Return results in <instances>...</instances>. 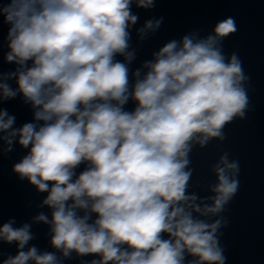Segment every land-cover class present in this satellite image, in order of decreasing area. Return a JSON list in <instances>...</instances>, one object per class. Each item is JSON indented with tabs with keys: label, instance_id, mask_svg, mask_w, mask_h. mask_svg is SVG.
<instances>
[{
	"label": "clouds",
	"instance_id": "1",
	"mask_svg": "<svg viewBox=\"0 0 264 264\" xmlns=\"http://www.w3.org/2000/svg\"><path fill=\"white\" fill-rule=\"evenodd\" d=\"M132 2L0 0L9 25L5 59L19 66L0 78V99L22 94L35 121L13 129L15 117L0 110L6 150L17 136L22 147L31 145L14 171L48 193L43 205L51 219L40 213L33 222L50 225L51 245L63 258L75 252L101 257L91 264H225L217 233L227 222L199 217L225 211L240 187L239 161L225 152L213 165L214 196L189 187L195 144L226 139L225 126L245 118L249 105L242 62L222 48L237 31L235 19L219 22L204 38L189 33L167 42L144 63L143 78L140 69L132 73L130 87L135 54L128 51V29L138 20ZM136 3L154 7V0ZM162 23L163 17L146 21L141 39ZM13 77L15 89L4 82ZM129 99L133 111L124 108ZM84 162L88 167L76 176ZM13 224L0 227V239L19 249L4 264H63L54 252L24 251L34 238L31 224Z\"/></svg>",
	"mask_w": 264,
	"mask_h": 264
},
{
	"label": "water",
	"instance_id": "2",
	"mask_svg": "<svg viewBox=\"0 0 264 264\" xmlns=\"http://www.w3.org/2000/svg\"><path fill=\"white\" fill-rule=\"evenodd\" d=\"M6 2V0H4ZM131 13L138 17L136 24L128 29L130 33L129 49L135 58L129 64L130 87L136 77L132 73L141 70V77L148 69L146 61H154V54L171 40H181L189 33H198L200 38L214 34L215 26L226 18H234L237 31L223 40L222 48L226 57L235 53L242 62L244 74L248 79L243 82L249 105L245 118H235L225 126L226 139L213 138L206 147L195 144L191 153L195 169L189 192L200 197L214 196L210 189L217 183L213 165L227 152L229 160L239 161L240 187L235 197L226 205L225 211L217 216L199 217L211 223L223 219L217 235L224 249L225 264H264V0H154V7H138L136 0L131 4ZM163 17L161 27L149 31L141 39L139 29L146 21ZM9 25L0 17V78L15 72L19 67L15 62H8L5 57L10 51L8 44ZM116 60L123 62L124 57L117 55ZM31 66V61L28 62ZM16 88V78L4 81ZM136 102L129 99L124 106L126 111H133ZM0 110H6L15 117L13 129H19L34 121L30 103H25L22 94L15 98L0 99ZM12 129H9L11 131ZM7 132H0V227L14 221L13 227L25 223L31 224L33 239L25 246L36 247L39 253L54 252L63 260V264H91L93 259H101L98 254L80 257L75 252L72 258H63L62 253L51 245L50 225L33 222V218L44 213L51 219V209L43 205L47 192H39L27 178L21 179L14 171V166L28 155L31 145L24 148L19 144V136L13 138L11 151L4 139ZM88 167V162L79 165L75 172L78 176ZM75 179V177H74ZM211 204V201H207ZM199 215V214H194ZM93 219L95 214H92ZM164 238L168 235L163 234ZM123 247H127L126 245ZM17 243L11 244L0 239V264L9 257L18 254ZM188 260H197L186 253ZM28 264H34L29 261ZM112 264V262H109Z\"/></svg>",
	"mask_w": 264,
	"mask_h": 264
}]
</instances>
